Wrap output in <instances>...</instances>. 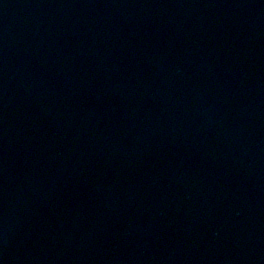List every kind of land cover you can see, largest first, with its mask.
I'll use <instances>...</instances> for the list:
<instances>
[{
  "label": "water",
  "instance_id": "obj_1",
  "mask_svg": "<svg viewBox=\"0 0 264 264\" xmlns=\"http://www.w3.org/2000/svg\"><path fill=\"white\" fill-rule=\"evenodd\" d=\"M0 264H264V0H0Z\"/></svg>",
  "mask_w": 264,
  "mask_h": 264
}]
</instances>
